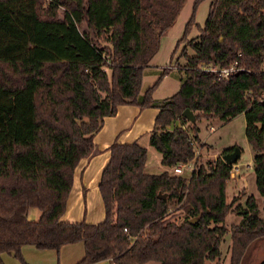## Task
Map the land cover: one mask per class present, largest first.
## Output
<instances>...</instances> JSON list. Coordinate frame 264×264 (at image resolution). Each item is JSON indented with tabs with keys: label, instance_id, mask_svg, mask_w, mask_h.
<instances>
[{
	"label": "trees",
	"instance_id": "16d2710c",
	"mask_svg": "<svg viewBox=\"0 0 264 264\" xmlns=\"http://www.w3.org/2000/svg\"><path fill=\"white\" fill-rule=\"evenodd\" d=\"M201 1L194 0L178 41ZM184 2L0 0V264L2 253L27 264L21 255L26 244L59 250L78 241L84 253L76 264H220L227 232L229 264H239L249 243L264 235L252 194L244 206L226 199L232 165L221 155L199 160L194 145L197 119L230 121L243 113L264 199V0H212L190 43L193 54L184 49L185 63L175 66L177 89L156 99L152 92L172 65L148 64ZM236 60L244 69L227 77L200 67ZM149 74L156 79L141 92ZM121 104L156 108L149 144L162 165L192 161L191 172L147 173L144 146L114 141L98 181L102 221H64L74 170L92 152L104 118ZM32 207L37 220L27 217ZM230 211L241 217L228 229Z\"/></svg>",
	"mask_w": 264,
	"mask_h": 264
},
{
	"label": "rangeland",
	"instance_id": "374dc122",
	"mask_svg": "<svg viewBox=\"0 0 264 264\" xmlns=\"http://www.w3.org/2000/svg\"><path fill=\"white\" fill-rule=\"evenodd\" d=\"M44 2L46 0H43ZM212 0H202L195 8L194 11V24L189 29V32L185 39L178 41L184 32L185 26L190 19L193 11L194 0H185L180 12L170 24V26L161 33L159 48L153 58L150 60L149 68L164 67L168 64L172 65L169 73L164 76L158 85L154 88L152 96L156 99L164 98L171 95L175 91V86L178 84L176 80V68L178 65L185 63V57L181 55L182 51H185L191 55L193 54L191 41L196 40L199 35V28L204 26L206 16L208 13L209 4ZM179 42L176 52L171 58L172 52ZM156 79V75H155ZM154 79V80H155ZM198 127V140L195 142V149L198 159L201 161L213 160L218 155L222 156V151L231 147H237L240 150V155L235 163H233V169L236 166L235 177L229 178L226 187L227 201L233 198L234 205L240 204L244 206L246 197L252 194L260 209V216H264V199L259 193L255 184V172L253 166V157L255 152L252 150L245 136V118L243 113H239L234 116L230 121H223L219 118H201L195 121ZM212 127V128H210ZM224 154V153H223ZM148 170L149 173L158 174L161 166L159 152L156 149H151L148 153ZM192 163V161H191ZM193 164V163H192ZM167 171L172 173L171 167H165ZM158 172V173H156ZM191 169L185 168L181 175L188 177ZM173 174V173H172ZM240 174V175H239ZM240 177V181L236 184V179ZM236 188H235V186ZM233 186V187H231ZM39 210L32 207L28 210L27 217L30 220H37ZM175 217L180 216L179 212H175ZM241 215L240 211H230L227 213L224 219V225L229 229L232 224L239 221ZM230 233L227 232L222 239L220 249L222 252L220 258V264H229L230 258ZM246 262H251V250L246 255ZM18 260V259H17ZM20 261L18 260V264Z\"/></svg>",
	"mask_w": 264,
	"mask_h": 264
},
{
	"label": "crops",
	"instance_id": "0c3cea01",
	"mask_svg": "<svg viewBox=\"0 0 264 264\" xmlns=\"http://www.w3.org/2000/svg\"><path fill=\"white\" fill-rule=\"evenodd\" d=\"M154 79L155 75H146L142 82L141 92H143ZM177 87L178 84H176L175 90ZM156 113V108H140L132 104H121L118 105L114 115L104 118L101 128L93 137L92 152L88 156L82 158L74 170L72 187L68 194L66 210L61 216L62 220L69 222L85 220L90 223L102 221L104 217V207L98 189V181L101 170L109 158L108 147L114 141L120 143L136 141L141 146H144L147 150L144 171L147 173L151 172L147 169V160L148 153L152 148L154 149V147L149 144V135ZM176 124H179V122ZM165 167L164 165L161 166L160 168L162 169H159L158 172L166 170ZM233 171H236V173L238 172L236 166L234 169L232 167L230 173L231 179L235 177ZM239 181L240 177L236 179V186ZM250 250L253 259H251V262H246V255ZM83 253L84 247L81 241L62 245L59 250L39 249L29 244L21 248L22 258L27 264H76L82 258ZM2 260L5 264H18L17 258L11 253H2ZM263 262L264 235L255 238L249 243L239 264H261ZM90 264L113 263L110 259H102ZM143 264L159 263L157 261H147Z\"/></svg>",
	"mask_w": 264,
	"mask_h": 264
},
{
	"label": "built area",
	"instance_id": "2783aa9c",
	"mask_svg": "<svg viewBox=\"0 0 264 264\" xmlns=\"http://www.w3.org/2000/svg\"><path fill=\"white\" fill-rule=\"evenodd\" d=\"M200 67L206 71L216 72L221 77H227L232 72L244 69L243 67L238 66L237 60L231 62L227 66H219V65L213 64V63H202V64H200ZM260 68L264 71V61L261 63ZM210 128H212V127H210ZM192 167H193V164L191 163V161L179 162L172 167V173L173 174H181L185 168L192 169ZM230 173H231V171H230ZM124 231H126V228H124Z\"/></svg>",
	"mask_w": 264,
	"mask_h": 264
},
{
	"label": "water",
	"instance_id": "95a60500",
	"mask_svg": "<svg viewBox=\"0 0 264 264\" xmlns=\"http://www.w3.org/2000/svg\"><path fill=\"white\" fill-rule=\"evenodd\" d=\"M184 116L190 120L194 119L193 113L189 109H185L182 113ZM240 155V150L237 147H234L231 151L222 154L221 158L227 163L233 165ZM164 196V195H163Z\"/></svg>",
	"mask_w": 264,
	"mask_h": 264
}]
</instances>
